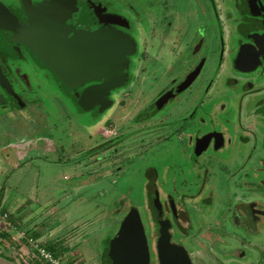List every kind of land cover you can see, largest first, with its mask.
Returning a JSON list of instances; mask_svg holds the SVG:
<instances>
[{"label":"flooded vegetation","instance_id":"flooded-vegetation-1","mask_svg":"<svg viewBox=\"0 0 264 264\" xmlns=\"http://www.w3.org/2000/svg\"><path fill=\"white\" fill-rule=\"evenodd\" d=\"M61 1L16 0L10 3L0 0V5L29 35H33L37 47L42 50L45 49V39L42 34H38L43 32L39 24L43 17L37 15L34 9L44 3L57 6ZM70 2L73 9L65 20V26L70 29L68 39L75 32L83 31L100 37L117 34L124 40V78L122 83L113 85L102 99L106 101V108L102 110V106L96 105L91 111L85 112L80 110L77 101L85 89L109 80L112 69L99 76L96 74V77L79 76L73 82L64 84L49 65L35 58L25 43L9 35L8 30L5 32L1 29L0 99L3 101H0V105L5 103L2 96L5 94L7 106L12 102L15 109L24 111L27 103L18 95V89L22 87L27 94L34 95L39 94L42 85L45 95L53 96L56 93L67 100L71 98L77 112L96 119L113 108L116 94L123 92L124 98H131L135 91L141 98V111L135 122L143 124L147 120H161L160 125L172 132L149 150L156 153L158 149H168L169 145L179 147L183 167H192L198 178L205 176L202 192L206 191L208 197L215 194L214 189H218L219 184L217 180L211 182L208 179L213 175L210 167L217 166L225 173L230 170V166L223 162L236 159L235 152H238L237 159L242 160V163L237 160L226 190L241 192V198L238 196L237 200L246 196L250 199L246 213H234V216L242 218V223L233 227L236 234L230 236L231 243L232 240H239L243 247L237 252L224 250L222 245L230 244L210 231L197 237L196 243L198 247V243L208 245L203 254L213 255L212 260L218 261V264H264V244L249 239H254L252 235L259 233V225H263L261 230L264 232V0H195L197 9L194 11L186 0ZM161 60L167 62L157 70L156 64ZM209 61L214 63V72L201 91L196 85L207 73ZM137 64H140V68L135 73ZM29 65L34 67L32 74L23 68ZM162 68L165 69L160 71ZM38 72L45 73L48 78L50 75L55 89L48 92L45 84L47 80L39 79ZM169 73L172 76L166 77ZM147 74L153 75L149 79ZM160 79L168 81L159 82ZM148 83H152L149 90L145 88ZM164 83L166 85H161ZM167 95H170L169 98L161 103ZM171 106L173 110L166 109ZM107 155L110 156V152ZM259 196H262V201ZM253 198L256 201H251ZM154 207H149L158 228L154 250L145 228L144 232L150 264H160L158 244L162 236L166 233L171 243L177 244L174 242L175 233L168 230L171 223L166 221L163 214L155 218L154 212L158 210ZM171 216L180 227L175 211H171ZM186 227L190 228L187 217ZM247 230L255 233L251 234ZM247 232L250 236H247ZM177 246L184 249L183 246ZM184 250L190 262L196 264L194 255ZM151 253L156 255L155 260H152Z\"/></svg>","mask_w":264,"mask_h":264},{"label":"rangeland","instance_id":"rangeland-1","mask_svg":"<svg viewBox=\"0 0 264 264\" xmlns=\"http://www.w3.org/2000/svg\"><path fill=\"white\" fill-rule=\"evenodd\" d=\"M186 1L193 11L197 9L195 0ZM166 62L161 60L155 68L158 70ZM137 65L135 73L140 68ZM23 68L30 74L34 72L32 65ZM206 69L207 73L196 85L201 91L214 72L213 61H209ZM37 75L47 80L48 92L55 89L50 75L49 78L43 72ZM171 76L169 73L166 77ZM131 86L135 89L134 84ZM151 87L152 83L145 85L148 90ZM38 93L27 94L24 88L18 89V95L27 103L24 111L15 109L12 102L7 106L6 95L2 94L5 103L0 105L1 203L12 212L10 219L11 215L22 219L23 227L29 225L31 231L45 225L51 227L45 237L53 240L58 235L56 241H62L59 250L69 249L65 264H107L104 252L131 211L138 213L154 250L158 228L149 209L152 206L158 210L154 212L155 218L163 214L171 223L168 230L175 233L174 242L193 254L196 264H218L212 260L213 255L203 254L208 245L198 243L200 247L197 246V237L205 231L218 234L222 241L228 242L229 246L222 243L224 250L237 252L243 247L239 240L231 243L230 236L236 234L233 227L242 223V218L234 213H246L250 199L246 196L237 200L241 192L226 190L237 160L242 163L237 159L238 152H235L236 159L223 162L230 166L225 173L217 166L210 167L213 175L208 179L219 184L215 194L208 197L206 191L202 192L205 176L198 178L192 167H183L179 147L169 145L168 149H158L156 153L149 150L172 132L160 125L161 120L135 122L141 111V98L135 91L131 98H124L123 92L116 94L113 108L96 119L77 112L71 98L67 100L56 93L45 95L42 85ZM172 107L166 109L173 110ZM259 200L262 201V196ZM171 211L176 212L180 227L173 222ZM186 217L190 228L186 227ZM8 224L10 221L0 223V233ZM33 225L35 228H31ZM262 226L259 225V233L250 240L264 244ZM14 236L23 241L26 234L17 231ZM4 238L0 243L1 256L17 264H27V261L44 264L39 262L34 246L29 249L25 245L24 249L20 245L19 254L15 250L7 254L6 249L10 247ZM151 254L155 260L156 255Z\"/></svg>","mask_w":264,"mask_h":264},{"label":"water","instance_id":"water-1","mask_svg":"<svg viewBox=\"0 0 264 264\" xmlns=\"http://www.w3.org/2000/svg\"><path fill=\"white\" fill-rule=\"evenodd\" d=\"M72 9L70 0H63L57 6L44 3L35 7L34 12L43 17L39 23L43 32L38 34H42L45 39V49L42 50L37 47L33 35H29L1 5L0 29L5 32L8 30L9 35L12 34L25 43L35 58L49 65L64 84L73 82L79 76L96 77V74L99 76L112 69L109 80L85 89L77 101L80 110L85 112L91 111L96 105L102 106L104 110L107 104L102 99L108 95L113 85L122 83L124 78V40L117 34L100 37L83 31L75 32L68 39L70 29L65 26V20ZM169 96L162 99L161 103ZM158 252L160 264H192L186 251L173 245L166 233L159 241ZM105 257L108 264H150L148 244L140 219L136 220L131 215L126 218L119 233L110 242ZM0 264L17 263L0 255Z\"/></svg>","mask_w":264,"mask_h":264},{"label":"crops","instance_id":"crops-1","mask_svg":"<svg viewBox=\"0 0 264 264\" xmlns=\"http://www.w3.org/2000/svg\"><path fill=\"white\" fill-rule=\"evenodd\" d=\"M99 117H101V116H99ZM1 206L3 207L4 211L6 210V212L8 214H10L11 211L8 208H6V205H4V203H1ZM21 221H22V219L15 218L14 215H11V219H10L11 226L8 228L6 227L4 229L1 228L0 243L3 242L2 237H5L4 239L10 247L9 249H6L7 254L12 253V251H14V250L17 251L19 254L20 251L18 249H19L20 245H23L24 249L26 248L25 245H27V247L29 249H31L32 246H34L36 248V246L39 245L40 248H42L45 251L52 254L54 258L64 262V259L66 258L65 257L66 252L69 249L65 248L63 250H61V249L59 250L60 245L62 246V241L61 242L58 241L59 243L56 241L58 238V235L53 238V240H55V241H53L51 238L47 239L45 237V234L48 233L47 229L49 226L45 225L44 226L45 229L43 227H39L40 229L39 228L37 230L33 229L34 231H31V230H29V228H30L29 225H27L28 227L25 225L26 226V228H25V226L23 227V225L21 224ZM23 222H24V220H23ZM34 225L31 228H35ZM50 228L51 227H49V229ZM4 230L8 233L9 236L6 235ZM17 231L23 232L24 234H26V237H24L23 241H20L19 236H16V237L14 236V233H17ZM23 242H25V244ZM66 245H67V243H66ZM57 247H58V250H57ZM35 253L38 256L39 253L36 252V250H35ZM39 262H41V261H39ZM26 263L29 264V261H27ZM44 264H48V263H44Z\"/></svg>","mask_w":264,"mask_h":264},{"label":"built area","instance_id":"built-area-1","mask_svg":"<svg viewBox=\"0 0 264 264\" xmlns=\"http://www.w3.org/2000/svg\"><path fill=\"white\" fill-rule=\"evenodd\" d=\"M8 221H10L9 214L6 211H4L3 207L0 205V223H5ZM10 226H11V224H8V227H10ZM4 228H6V227H3V229ZM35 250H36V252L39 253L37 257H38V260L41 262L48 263V264H65L64 262L54 258L53 255L50 254L49 252L40 248L39 245L36 246Z\"/></svg>","mask_w":264,"mask_h":264},{"label":"trees","instance_id":"trees-1","mask_svg":"<svg viewBox=\"0 0 264 264\" xmlns=\"http://www.w3.org/2000/svg\"><path fill=\"white\" fill-rule=\"evenodd\" d=\"M1 201H2V196H0V205H1ZM131 217L135 218L136 220L139 219L138 213L135 211H131ZM53 250V249H52Z\"/></svg>","mask_w":264,"mask_h":264}]
</instances>
